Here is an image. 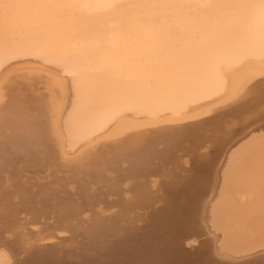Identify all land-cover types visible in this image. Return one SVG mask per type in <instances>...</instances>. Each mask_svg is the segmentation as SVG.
<instances>
[{"label":"bare ground","instance_id":"bare-ground-1","mask_svg":"<svg viewBox=\"0 0 264 264\" xmlns=\"http://www.w3.org/2000/svg\"><path fill=\"white\" fill-rule=\"evenodd\" d=\"M12 3L0 11V207L10 205L17 231L0 264H55L64 252V264H77L81 255L69 252L80 243L100 251L81 264H264L259 250L237 255L252 243L249 213L258 222L264 210L257 133L224 207L235 230L216 229L189 204L191 178L197 198L211 202L226 142L264 123V0H212L189 12L168 70L133 83L97 71L92 55L71 47L76 34L34 0Z\"/></svg>","mask_w":264,"mask_h":264},{"label":"clouds","instance_id":"clouds-1","mask_svg":"<svg viewBox=\"0 0 264 264\" xmlns=\"http://www.w3.org/2000/svg\"><path fill=\"white\" fill-rule=\"evenodd\" d=\"M212 0H34L42 15L75 33L71 47L88 52L97 71L122 83L143 82L171 65L189 12ZM12 0H0L7 13ZM175 34V35H174ZM61 34L53 33V39Z\"/></svg>","mask_w":264,"mask_h":264},{"label":"snow or ice","instance_id":"snow-or-ice-1","mask_svg":"<svg viewBox=\"0 0 264 264\" xmlns=\"http://www.w3.org/2000/svg\"><path fill=\"white\" fill-rule=\"evenodd\" d=\"M256 80H253L249 84V89L254 88ZM244 92L238 97H233L236 102L241 103V97ZM254 95V93H253ZM259 95H260V112L261 118L264 119V74L259 77ZM253 133L258 134V141L261 148L262 158H264V123L260 124L259 129H254L253 132H249L241 139L226 142V154L224 157V163L221 165V172L223 173L222 183L218 185L219 194L212 198L211 202H206L203 199H199L196 196L198 180L196 177H192L189 184L191 189V199L189 201L190 207L196 213H203L204 219L214 225L216 229H219L225 233L234 231L233 225L228 222L224 215V207L228 203L233 189V168L235 163L239 161L242 156L253 147L255 140ZM199 134V133H197ZM50 151L56 156L55 141L50 142ZM15 191L18 193V197L23 198L27 192V187L22 183H18ZM17 226L12 219V210L9 204H5L0 207V247L8 248L11 250V246L15 242ZM243 233L246 238L251 241L248 246L242 251L238 252V256H250L257 250L264 255V210H262L259 221L257 222L255 213H249V219L243 226ZM259 238V249L255 245V240ZM16 264H27L26 261H17ZM226 264H251L249 260H241L238 258L230 259Z\"/></svg>","mask_w":264,"mask_h":264},{"label":"rangeland","instance_id":"rangeland-1","mask_svg":"<svg viewBox=\"0 0 264 264\" xmlns=\"http://www.w3.org/2000/svg\"><path fill=\"white\" fill-rule=\"evenodd\" d=\"M82 226H84L86 228V230L89 229V226H87V224L85 222L82 223ZM92 245H95V243L94 244L93 243H80L77 247H72V250L69 253H71L72 256H76V254L81 255V257H80V259H79V261H78L77 264L83 263L86 260L85 259L86 257H89V258L97 257V259H98L99 256H100V251L95 246H92ZM63 255L64 256L59 255L60 262L59 263H55V264H64V262H65V255H66L65 252L63 253ZM93 255H94V257H92ZM260 263H262V262H260Z\"/></svg>","mask_w":264,"mask_h":264}]
</instances>
